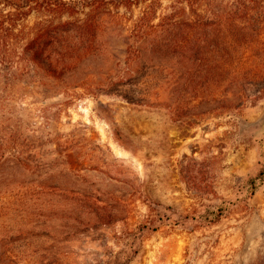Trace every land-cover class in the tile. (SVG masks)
Returning <instances> with one entry per match:
<instances>
[{"label": "rangeland", "instance_id": "rangeland-1", "mask_svg": "<svg viewBox=\"0 0 264 264\" xmlns=\"http://www.w3.org/2000/svg\"><path fill=\"white\" fill-rule=\"evenodd\" d=\"M246 5L264 16L262 0L198 2L197 58L245 47L226 28L223 44L212 35ZM141 12H110L103 54L80 67L74 99L1 92L0 146L34 141L50 173L0 167V184L26 186L0 185V264H264L263 82L248 85L240 108L225 87L190 95L186 78L172 96L170 65L126 62ZM51 19L33 14L25 34ZM234 24L240 37L254 33Z\"/></svg>", "mask_w": 264, "mask_h": 264}, {"label": "trees", "instance_id": "trees-1", "mask_svg": "<svg viewBox=\"0 0 264 264\" xmlns=\"http://www.w3.org/2000/svg\"><path fill=\"white\" fill-rule=\"evenodd\" d=\"M164 1L0 0V94L16 98L30 92L42 98L65 95L74 99L75 90L81 88L74 82L80 67L103 54L102 37L111 29L106 24L107 18H111L110 12L120 9L132 12L135 8L142 12L135 20H129L126 62L133 68L158 61L170 65L172 96L180 92L181 80L185 78L190 95L208 94L211 86L212 95H216L225 87L224 91L239 101L238 108L251 83L263 82L258 92L264 94V36L261 34L264 16L253 17L254 9L246 5L243 16L230 24L219 18L222 22L216 25L218 32L212 35V43L216 46L224 43L222 29L226 28L235 39L233 44L245 47L215 50L207 61V55L197 58L199 52L194 43L197 32L190 19L197 13L198 2L208 0H173L166 9ZM163 9L165 14L160 13ZM33 14L52 19L37 23L32 36L27 37L24 24ZM114 20L117 23L118 19ZM236 20L244 21V27L254 33L240 37L238 29L241 27L235 26ZM132 77H127V82ZM26 82L35 84L37 90H24L19 86ZM121 97L131 104L155 107L145 100L136 102L127 96ZM38 147L34 141L6 142L0 146V167L13 165L32 176H48L50 170L42 158L39 159L40 153L35 149ZM7 179L0 184L6 191L26 187L24 182Z\"/></svg>", "mask_w": 264, "mask_h": 264}]
</instances>
